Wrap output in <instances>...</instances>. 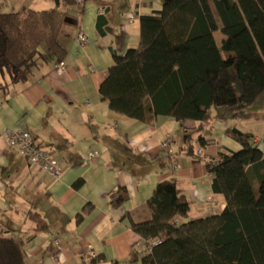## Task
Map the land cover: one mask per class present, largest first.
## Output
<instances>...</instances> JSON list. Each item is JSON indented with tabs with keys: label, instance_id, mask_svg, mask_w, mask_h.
<instances>
[{
	"label": "crops",
	"instance_id": "1",
	"mask_svg": "<svg viewBox=\"0 0 264 264\" xmlns=\"http://www.w3.org/2000/svg\"><path fill=\"white\" fill-rule=\"evenodd\" d=\"M10 1L15 11L54 7L49 0ZM162 4L85 0L84 13L70 10L61 31L66 69L60 71L53 61L34 69L27 82L0 89V238L26 241L32 264H142L148 247L125 215L137 223L148 221L147 202L163 181H174L191 203L190 217L178 223L221 214L226 199L214 192L203 160L242 149L227 135L229 128L264 142V96L238 118L214 110L201 133L205 146L195 121L159 116L143 123L112 111L102 99L100 87L115 64L113 54L139 47L141 17L160 12ZM81 34L88 38L85 44L78 41ZM220 34L215 33L219 45ZM11 129L28 132L48 150L63 166L62 176L54 178L10 149L5 132ZM168 136L173 143L167 150ZM119 187H126L130 197L115 209L109 194ZM87 205L93 209L78 223ZM32 212L49 230L28 240L36 227L28 219Z\"/></svg>",
	"mask_w": 264,
	"mask_h": 264
},
{
	"label": "trees",
	"instance_id": "2",
	"mask_svg": "<svg viewBox=\"0 0 264 264\" xmlns=\"http://www.w3.org/2000/svg\"><path fill=\"white\" fill-rule=\"evenodd\" d=\"M49 1L48 10L0 11V89L67 56L61 31L70 10L84 13L85 0ZM140 22L139 47L113 54L100 87L112 111L149 124L159 116L195 121L205 146L201 133L214 110L238 118L264 95V0H163L160 12ZM227 135L242 149L203 160L214 192L226 199L221 214L178 223L190 217L191 203L174 181H163L147 202L148 221L125 215L148 247L142 264H264V152L250 133L229 128ZM129 197L126 187L109 194L115 209ZM92 209L87 205L77 222ZM28 219L36 223L28 240L49 230L40 214ZM0 264H32L26 241L1 237Z\"/></svg>",
	"mask_w": 264,
	"mask_h": 264
},
{
	"label": "built area",
	"instance_id": "3",
	"mask_svg": "<svg viewBox=\"0 0 264 264\" xmlns=\"http://www.w3.org/2000/svg\"><path fill=\"white\" fill-rule=\"evenodd\" d=\"M87 40L88 38L84 34L78 36V41L81 44H85ZM58 69L64 71L66 69L65 62L59 63ZM5 139L7 146L27 159L31 166L38 168L54 178L62 176L63 166L60 162L55 160L48 150L39 148L35 139L28 132L15 129L7 130L5 132ZM172 143V137L168 136L163 143V147L168 150ZM256 144L260 149L264 147V142H256ZM95 156L97 154H91V157ZM58 243L56 242L55 244L58 245Z\"/></svg>",
	"mask_w": 264,
	"mask_h": 264
},
{
	"label": "rangeland",
	"instance_id": "4",
	"mask_svg": "<svg viewBox=\"0 0 264 264\" xmlns=\"http://www.w3.org/2000/svg\"><path fill=\"white\" fill-rule=\"evenodd\" d=\"M10 3H11L10 0H0V11H2V12L10 11L11 10ZM220 35L223 38V35L222 34H220ZM217 36H218L217 38L219 41L221 37L219 35H217ZM262 96H264V95H262Z\"/></svg>",
	"mask_w": 264,
	"mask_h": 264
}]
</instances>
